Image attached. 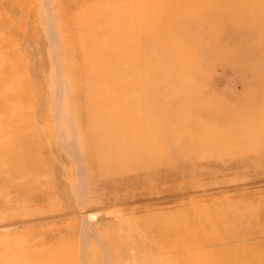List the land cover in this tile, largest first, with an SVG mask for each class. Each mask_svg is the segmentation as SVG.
<instances>
[{
    "label": "rangeland",
    "instance_id": "1",
    "mask_svg": "<svg viewBox=\"0 0 264 264\" xmlns=\"http://www.w3.org/2000/svg\"><path fill=\"white\" fill-rule=\"evenodd\" d=\"M0 264H264V0H0Z\"/></svg>",
    "mask_w": 264,
    "mask_h": 264
},
{
    "label": "bare ground",
    "instance_id": "2",
    "mask_svg": "<svg viewBox=\"0 0 264 264\" xmlns=\"http://www.w3.org/2000/svg\"><path fill=\"white\" fill-rule=\"evenodd\" d=\"M27 182H28V181H27ZM33 183H34V181H33ZM5 186H6V185H5ZM35 186H36V185H35ZM39 186H40V185H39ZM26 187H27V186H26ZM29 188H30V187H29ZM40 188H41V187H40ZM40 188H39V189H40Z\"/></svg>",
    "mask_w": 264,
    "mask_h": 264
}]
</instances>
